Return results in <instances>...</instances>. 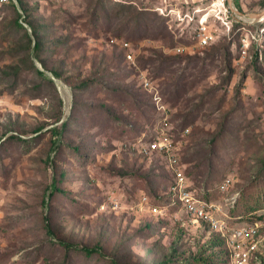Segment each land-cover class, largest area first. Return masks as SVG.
<instances>
[{"label":"rangeland","instance_id":"1","mask_svg":"<svg viewBox=\"0 0 264 264\" xmlns=\"http://www.w3.org/2000/svg\"><path fill=\"white\" fill-rule=\"evenodd\" d=\"M17 1L0 4V264L213 258L217 231L172 203L171 184L181 172L209 191L220 219L263 191L264 38L245 51L239 25L264 0H232L230 29L202 12L207 46L178 11L198 18L212 0ZM162 131L174 163L143 151Z\"/></svg>","mask_w":264,"mask_h":264},{"label":"built area","instance_id":"2","mask_svg":"<svg viewBox=\"0 0 264 264\" xmlns=\"http://www.w3.org/2000/svg\"><path fill=\"white\" fill-rule=\"evenodd\" d=\"M15 3L17 0H0V4ZM209 9L212 14L218 19L221 25H225L230 29V25L235 16L233 15L232 7L227 3V0H212L208 5L197 9L198 18L196 14L191 15L189 12L183 14L178 11V18L187 17L190 22L195 20L197 28V40L200 46H207L212 44L216 39L215 30L210 27L209 13L201 14ZM162 13L167 8L159 9ZM175 9L169 8L167 12H174ZM253 19H245L239 30H243L244 35L240 37V44L246 51L251 43H258L264 38V27L259 30H252L249 25L254 24ZM144 85L146 88L152 87L151 82L145 79ZM189 129H185L187 133ZM175 144L173 140L166 136L163 131L151 142L143 146V151L148 152L152 150H160L168 155L171 163L176 162L174 157ZM231 184V178L226 177L220 189L225 191ZM172 203H180V206L192 215L195 221L206 222L212 230L219 232L226 241L229 251L228 264H264V215L250 222H244L239 225H230L227 217L218 218L214 209V204L209 203L206 199L200 198L196 195L195 191L191 189L187 183L186 177L177 172L174 182L171 184ZM230 202H233L231 200ZM227 216V214H226Z\"/></svg>","mask_w":264,"mask_h":264},{"label":"trees","instance_id":"3","mask_svg":"<svg viewBox=\"0 0 264 264\" xmlns=\"http://www.w3.org/2000/svg\"><path fill=\"white\" fill-rule=\"evenodd\" d=\"M5 4H11L13 7L17 8V5L15 3H5ZM124 11L125 12L130 11L129 6L125 7ZM39 72L41 74L43 73L42 71ZM172 140L174 144H176L175 140L174 139ZM195 193L200 198H204L208 202L210 201L209 191L205 190L201 194H198L197 191L195 190ZM171 199L172 197H170V200ZM173 204L180 205V203L178 202ZM262 208H264V189L263 191H259V193L257 194L253 192H248L244 194L242 193L240 196H237L235 198L232 205L229 207L227 213L228 217L226 219L230 225H239L244 222H250L255 219H259L264 215L263 212H259V210ZM214 236H215V241L213 242V244L219 248L218 253H216L213 258H207V259L196 258L191 264H198L197 261H201L204 264H228L229 251L226 245L225 238L219 232H215ZM80 250L83 251L86 255H92L93 253L97 252L98 248L82 246Z\"/></svg>","mask_w":264,"mask_h":264},{"label":"water","instance_id":"4","mask_svg":"<svg viewBox=\"0 0 264 264\" xmlns=\"http://www.w3.org/2000/svg\"><path fill=\"white\" fill-rule=\"evenodd\" d=\"M228 4L232 7L233 9V1L232 0H228ZM236 10L239 14H243L241 12H239L237 9H234ZM262 15H264V10L261 11V12H257V13H249L248 16L250 18H258V17H261Z\"/></svg>","mask_w":264,"mask_h":264},{"label":"bare ground","instance_id":"5","mask_svg":"<svg viewBox=\"0 0 264 264\" xmlns=\"http://www.w3.org/2000/svg\"><path fill=\"white\" fill-rule=\"evenodd\" d=\"M263 17H264V15H262L261 17H258V18H252V19H253V21H254V20L257 21V20L262 19Z\"/></svg>","mask_w":264,"mask_h":264}]
</instances>
